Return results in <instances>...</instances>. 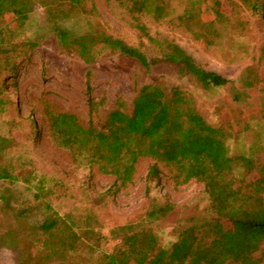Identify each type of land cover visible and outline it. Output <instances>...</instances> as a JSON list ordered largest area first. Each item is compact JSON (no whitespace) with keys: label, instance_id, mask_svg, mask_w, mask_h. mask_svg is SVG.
<instances>
[{"label":"rangeland","instance_id":"374dc122","mask_svg":"<svg viewBox=\"0 0 264 264\" xmlns=\"http://www.w3.org/2000/svg\"><path fill=\"white\" fill-rule=\"evenodd\" d=\"M156 3L164 9L160 18L150 14L152 2L144 11L132 12L130 0H83L76 8L63 0L3 1L0 171L9 169L14 178L0 179V264H97L124 232L144 225L152 228L159 247L171 252L181 236L215 216L211 198L221 190L215 181L180 185L160 165V178L146 191L144 174L151 159L140 158L131 182L119 186L113 175L76 163L69 150L54 142L50 130L70 117L84 129H99L118 104L129 111L143 85L178 86L190 95L207 123L228 133L234 186L247 191L257 178L256 167L264 163V23L241 0ZM47 5L57 9L58 24L74 34L104 30L137 48L145 61L99 45L93 47L90 63L62 51ZM163 41L179 45L197 67L230 82L202 87L163 60L168 51ZM248 67L256 81L244 87ZM88 98L97 105L91 114ZM240 156L250 159L253 168L243 166ZM40 190L47 192L42 201L76 225L80 241L74 251L52 255L37 230L42 212L35 193ZM262 197L264 201V193ZM154 206L162 211L150 220L148 211ZM223 225L218 237L231 234Z\"/></svg>","mask_w":264,"mask_h":264},{"label":"trees","instance_id":"16d2710c","mask_svg":"<svg viewBox=\"0 0 264 264\" xmlns=\"http://www.w3.org/2000/svg\"><path fill=\"white\" fill-rule=\"evenodd\" d=\"M3 1L0 0V18L5 15ZM241 1L264 23V0ZM64 2L72 8L83 5V0ZM130 2L132 12L144 11L152 2L150 14L155 18L162 17L164 9L156 0ZM46 10L60 49L76 54L85 63L94 59L92 49L95 45L145 61L137 48L104 30L92 28L83 34H74L54 19L58 15L57 9L47 5ZM137 28L148 36L143 25H137ZM163 44L168 50L163 60L193 77L202 87H222L230 82L214 71L197 67L179 45L164 41ZM255 81L256 74L248 67L242 84L251 87ZM88 104L91 114L97 105L92 98H88ZM50 134L57 146L69 150L76 163L84 162L89 170L96 166L99 172L113 175L114 183L119 186L131 182L140 158L151 159L144 174L146 191L151 182L160 178V165L169 169L177 184L194 180L205 184L215 181L221 186L211 198L215 216L192 227L174 243L171 252L159 247L152 228L144 225L124 232L113 251L102 253L97 264H260L264 258V163L256 167L258 176L248 184L247 191L235 187L231 157L226 147L227 131L208 124L196 110L193 98L178 86L143 85L135 95L131 109L128 111L118 104L108 113L101 128L90 125L84 129L75 117H70L64 126L53 127ZM238 158L243 166L253 168L250 159ZM1 178L14 177L9 169L3 168ZM45 193L40 190L35 193V198L39 201ZM38 206L42 218L37 230L51 246L50 253L57 256L62 251H74L80 241L74 222L60 216L48 202L41 200ZM161 211V207H152L148 218L158 217ZM223 224L230 229L228 237L217 236ZM255 253H259V257H255Z\"/></svg>","mask_w":264,"mask_h":264}]
</instances>
